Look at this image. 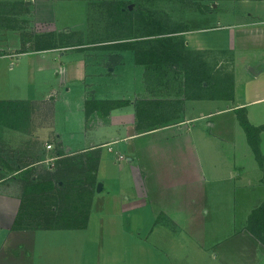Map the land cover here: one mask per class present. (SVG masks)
Here are the masks:
<instances>
[{"label": "rangeland", "instance_id": "1", "mask_svg": "<svg viewBox=\"0 0 264 264\" xmlns=\"http://www.w3.org/2000/svg\"><path fill=\"white\" fill-rule=\"evenodd\" d=\"M18 1L19 3L15 0L14 2L0 0V14L2 18L9 20L6 10L12 8L16 11L26 6L28 14L23 15L27 19L16 18L11 21H15L13 24L17 27L18 36L21 38L28 36L33 44L32 46L27 44L26 47L24 44L23 49L28 50L29 55L23 56L21 63L17 62L18 54L11 58L0 56V90L4 92L9 87L15 97L35 100L33 114L44 118L43 121L47 120L52 110L53 98L44 102L36 100H42L60 87L58 76L53 73L59 63L63 62L68 68H73L84 62L89 87L90 83H93L91 78L95 71L102 75L101 78L104 83L108 82L109 87H116L115 83L121 81L123 77L127 80L136 77L139 67L135 65L136 57L133 50H125L123 61L116 62L110 67L104 64L108 62L109 57L103 53L100 58L92 59L94 60L92 63L89 59L95 48L92 46L93 43L106 40H113L111 42L113 43L130 32L129 23L125 21L122 24L117 22L120 30L115 32L116 23H113L111 12L117 3L123 4L124 17L129 16L130 11L137 12L143 9L150 10L153 15L163 16L173 26L175 23L184 25L185 30L178 33V36L184 40L186 49L193 52L191 57L193 62H197L194 59L200 55L213 68V73L221 75L224 81H232L234 86L233 94L229 98L188 100L189 106L195 104V109L191 113L202 109L207 114L203 120L193 123L194 133H197L201 125L205 133L204 138L207 136L204 143L198 145L207 186L205 209L209 212L206 216L208 217L210 213L205 235L202 232V235L193 238L173 232L174 223L164 219L137 221L134 219L137 212L136 215L125 214L124 219L121 215L117 216V220L111 221L107 217V193L111 191L110 184L114 181L112 173L113 171L115 175L118 173V166L111 155L105 154L102 165L107 164L108 170L102 168L95 174L93 171L98 183H106L105 188L97 192L85 226L77 228L80 233L73 236L58 233V228H29L34 233H27L24 246L33 252L30 262L60 264L59 248L65 246L88 248L84 253V264L95 263V260L97 264H179L190 260L192 256L203 264L207 262L209 248L212 247L217 252L221 248L237 246L242 247L246 251L245 254H249L247 249L250 246H256L258 261H264V201L255 208L264 199V33L252 35L249 30H245L246 24L251 22H256V27L264 30V0H28L26 3L24 0ZM39 9L43 14L39 15ZM2 23L5 24V21H0V41L15 38V31L6 29L7 26ZM65 34L71 35L68 37L69 42ZM40 36H46L45 38L55 45H77L82 42L83 47L77 45L72 49L59 48L60 51H36L35 44ZM6 51L13 50L6 48ZM39 58H43V64H40ZM11 62H15L14 68L10 67ZM255 66L260 68L258 75L251 69ZM144 68L140 69L141 72ZM159 71L162 72L158 74L164 78L173 76V81L177 79L176 77L183 76L180 66L164 67V70L161 67ZM84 83L76 80L75 85L79 91L74 94L75 98H79ZM5 85L8 87H4ZM134 87L136 88V85ZM56 100L59 101L52 117L53 128L63 134L65 145L75 147L79 143L88 144L90 139H85L83 135L85 130L78 126V114L73 115V108L70 111L68 98L64 95L60 98L59 95ZM197 105L200 108L197 109ZM233 106H237L236 110L229 112L227 108ZM243 106L245 107L241 110L239 107ZM219 109L226 110L218 112ZM241 116L246 117L253 126L255 140L248 136L240 120ZM102 149L107 152V146ZM56 161L54 159L49 162L51 168L49 172H56L58 169L59 164ZM73 173L72 171L67 179L72 178ZM75 181L78 183L80 180ZM24 187L21 219H27L34 209L31 207L33 188L29 184ZM144 215L148 216L147 213ZM141 216L142 214L139 217ZM21 223L22 221L17 224V230L22 228ZM141 223L144 227L140 229L146 231L153 229L154 225L155 229L145 236L116 237L107 233L112 229L118 231L129 229L135 233L134 230H137L138 224ZM72 241L74 245L71 244ZM205 243L206 251L202 249ZM93 247H96L98 252L95 254V260ZM226 262H230V259Z\"/></svg>", "mask_w": 264, "mask_h": 264}, {"label": "crops", "instance_id": "2", "mask_svg": "<svg viewBox=\"0 0 264 264\" xmlns=\"http://www.w3.org/2000/svg\"><path fill=\"white\" fill-rule=\"evenodd\" d=\"M7 1L14 2V0ZM15 1L19 3L18 0ZM24 1L26 3L28 0ZM25 7L16 11L12 8L6 10L9 20L2 18L0 14V21H5V24H2L7 26L6 29L15 31V38L0 41V56L11 58L18 54L19 63L23 56L29 55V51L23 49L24 44L25 47L27 44L32 46L33 41L28 36L24 38L18 36L17 27L13 24L15 21L11 20L27 19L23 15L28 14ZM38 13L43 14V11L39 9ZM246 27L245 30H249L252 35L264 33V30L256 27V22L248 23ZM111 42L106 40L93 43L92 46L95 48L89 58L90 62H94L92 60L94 58H100L102 53L109 57L108 62L104 63L107 67L122 62L126 55L124 51L130 49L110 48L109 46H113ZM77 45L56 44L57 47L36 49V51H60L59 48L72 49ZM6 48L13 51H6ZM42 59L39 58L40 64H43ZM13 63L15 62L10 64L11 68L15 67ZM135 65L139 67V72L132 80L123 77L121 81L115 83L116 87H109L108 82L104 83L101 78L102 75L95 71L91 78L93 83H90L89 87L84 62L73 68H68L63 62L59 63L53 73L57 74L60 87L42 100H36L44 102L53 98L52 110L45 121L44 118L33 114L35 100L15 97L12 95V89L7 85L4 86L8 87L6 91L0 90V264H28V261L29 264H34L30 262L32 250L24 246L27 233H34L29 228H58L57 232L64 233V236L80 233L77 228L85 226L97 192L105 188L106 183H98L93 175V171L95 174L102 168L108 170L107 164L102 165L105 154L111 155L118 166V173L116 175L114 171L112 173L114 181L110 184L111 191L107 193V217L111 221L117 220V216L121 215L124 219L125 214L136 215L137 212V217L134 218L137 221L164 219L174 223L173 232L193 238L202 235V232L205 235L210 213L207 217L206 213L209 212L205 209L207 186H205L204 165L198 145L204 143L207 136L204 138L205 133L201 125L197 133H194L193 123L203 120L207 114L202 109L191 113L195 109V104L189 106L188 100L192 97L186 96L188 86L184 72L182 78L178 76L173 81L171 75L170 78L169 76L164 78L158 72L145 69L144 64L135 61ZM143 68L141 72L140 69ZM251 68H254L256 75L260 74L258 66ZM76 80L85 82L79 98H75L74 95L79 91L75 85ZM59 95L60 98L63 95L67 97L70 111L73 108V115L78 114L77 124L80 129L83 127L85 130L83 133L85 139H90L88 144L79 143L75 147L65 145L63 134L53 128L52 117L55 115L56 104L59 101L56 97ZM90 99L121 100L125 103L110 109L108 106L104 108L91 106L89 110L87 101ZM212 100H221V98ZM71 101L74 103L72 104ZM196 108L200 106L197 105ZM236 108L237 106H233L227 109L232 112ZM222 110L226 109H219L218 112ZM49 144L52 148L47 147ZM104 146H107L106 153L102 149ZM54 159L59 164L58 169L56 172H49L51 170L49 162ZM72 171L74 172L72 178L67 179ZM78 172L80 175H76ZM77 179L80 180L78 183L75 181ZM33 183H44L48 189L50 183L59 184L64 190L70 187L71 197L79 203L75 215H78L77 221L80 224L67 227L62 223L56 227L47 221V213L37 215L31 213L27 219L20 218L22 228L17 230L24 185L29 184L34 187ZM78 194L79 197L81 196L80 199ZM47 196H52L50 191ZM49 197L45 203H42L47 210L51 207ZM82 197L85 198L84 207L81 202ZM263 201L264 199L255 208ZM145 213L148 214L147 217ZM141 214L142 216L139 217ZM138 227L134 230L135 233L129 229L119 231L112 229L107 233L116 237L145 236L155 229V225L153 229L146 231L140 229L144 227L143 223L138 224ZM71 244L74 245V242L72 241ZM255 247L250 246L247 249L249 254H245L246 251L240 246L221 248L217 252L211 247L207 252V262L203 264H264V261H258ZM202 249L206 251V243ZM87 250L88 248L82 249L76 246L59 248V262L84 264V253ZM96 253H98L97 248L93 247L94 260ZM227 259H230V262H226ZM91 264H97L96 260ZM179 264L200 263L195 256H192L190 260Z\"/></svg>", "mask_w": 264, "mask_h": 264}, {"label": "trees", "instance_id": "3", "mask_svg": "<svg viewBox=\"0 0 264 264\" xmlns=\"http://www.w3.org/2000/svg\"><path fill=\"white\" fill-rule=\"evenodd\" d=\"M122 7H124L123 4L117 3L116 8L111 12L114 19L113 23H116L115 32H119L120 30V26L117 25V22L118 24H122L123 21L129 23L128 26L130 32L123 38L117 39L118 41L116 40V42L111 43L113 46L133 50L135 52L136 62L144 64L149 71L160 73L162 72L159 71L161 67L164 70V67L174 68L180 66L186 75V85L188 86V89L186 90L187 97L195 99H217L224 97L229 98L232 96L234 87L232 81H224L221 75L213 73V68L210 67L208 62L205 59H202L200 55L194 59L197 62H193L191 58L193 52L186 49L184 40L178 36V33L185 30L184 25H177L175 23L173 26V24L163 16L159 17L153 15L150 10L143 9H140L137 12L130 11V15L124 17ZM65 36H67L66 40L69 42L68 37L71 35L65 34ZM45 37L46 36L39 37L35 44L37 49L57 47L55 44L50 43ZM81 44L83 45L82 42L78 45ZM69 45L65 44V46ZM215 74L217 76H215ZM124 103L125 102L121 100L97 101L90 99L87 101V107L89 110L91 106L95 108H97V106L102 108L108 106L110 109L124 105ZM242 109L243 108H241V110ZM240 120L246 128L248 136L251 137V140H255L253 126L248 122V119L241 116ZM33 186L31 207L34 209L31 213H35V215L38 213H47V221L53 223L56 227L62 223L67 227L74 224H80L77 221L78 215H75V209H77L79 203L71 197L72 189H70V187H67V189L64 190L63 186L60 188L59 184L53 183L49 184V189L46 185L43 186V183H33ZM65 187L66 186H64V188ZM48 191L51 192L52 196H47ZM59 194H61L60 198ZM48 197L50 199L51 207L47 210V207L42 203H45ZM80 198L81 196L79 199ZM84 199L85 198L82 197L81 202H83ZM40 202L41 204H39ZM23 204L24 199L19 212L17 224L20 222V213Z\"/></svg>", "mask_w": 264, "mask_h": 264}, {"label": "built area", "instance_id": "4", "mask_svg": "<svg viewBox=\"0 0 264 264\" xmlns=\"http://www.w3.org/2000/svg\"><path fill=\"white\" fill-rule=\"evenodd\" d=\"M47 147H48V148H52V145H51V144H49Z\"/></svg>", "mask_w": 264, "mask_h": 264}, {"label": "water", "instance_id": "5", "mask_svg": "<svg viewBox=\"0 0 264 264\" xmlns=\"http://www.w3.org/2000/svg\"><path fill=\"white\" fill-rule=\"evenodd\" d=\"M251 69H252L253 71H255L254 68H251Z\"/></svg>", "mask_w": 264, "mask_h": 264}]
</instances>
